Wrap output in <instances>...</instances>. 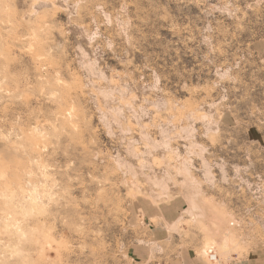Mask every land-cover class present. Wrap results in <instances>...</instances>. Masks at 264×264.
<instances>
[{
  "label": "rangeland",
  "instance_id": "obj_1",
  "mask_svg": "<svg viewBox=\"0 0 264 264\" xmlns=\"http://www.w3.org/2000/svg\"><path fill=\"white\" fill-rule=\"evenodd\" d=\"M151 262L264 264V0H0V264Z\"/></svg>",
  "mask_w": 264,
  "mask_h": 264
},
{
  "label": "bare ground",
  "instance_id": "obj_2",
  "mask_svg": "<svg viewBox=\"0 0 264 264\" xmlns=\"http://www.w3.org/2000/svg\"><path fill=\"white\" fill-rule=\"evenodd\" d=\"M213 258H214V260L216 259V257H215V256H213V257H212V255H211V259H213Z\"/></svg>",
  "mask_w": 264,
  "mask_h": 264
},
{
  "label": "crops",
  "instance_id": "obj_3",
  "mask_svg": "<svg viewBox=\"0 0 264 264\" xmlns=\"http://www.w3.org/2000/svg\"><path fill=\"white\" fill-rule=\"evenodd\" d=\"M183 257H184V256H183ZM184 260H187V259L184 257ZM169 261H170V260H169ZM165 262H166V261H165ZM151 264H155V263H152V262H151Z\"/></svg>",
  "mask_w": 264,
  "mask_h": 264
}]
</instances>
